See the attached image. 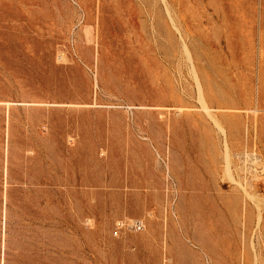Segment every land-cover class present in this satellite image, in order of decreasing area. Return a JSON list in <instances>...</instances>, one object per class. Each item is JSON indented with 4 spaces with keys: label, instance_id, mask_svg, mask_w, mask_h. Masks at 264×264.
Instances as JSON below:
<instances>
[{
    "label": "rangeland",
    "instance_id": "obj_1",
    "mask_svg": "<svg viewBox=\"0 0 264 264\" xmlns=\"http://www.w3.org/2000/svg\"><path fill=\"white\" fill-rule=\"evenodd\" d=\"M0 264H264V0H0Z\"/></svg>",
    "mask_w": 264,
    "mask_h": 264
},
{
    "label": "built area",
    "instance_id": "obj_2",
    "mask_svg": "<svg viewBox=\"0 0 264 264\" xmlns=\"http://www.w3.org/2000/svg\"><path fill=\"white\" fill-rule=\"evenodd\" d=\"M135 227H136V229L140 230L143 228V225H142V223H137Z\"/></svg>",
    "mask_w": 264,
    "mask_h": 264
}]
</instances>
